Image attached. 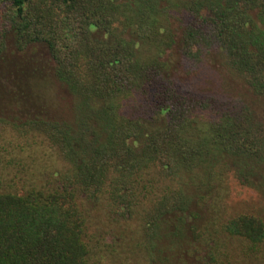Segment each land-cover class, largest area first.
I'll return each mask as SVG.
<instances>
[{"label": "trees", "instance_id": "16d2710c", "mask_svg": "<svg viewBox=\"0 0 264 264\" xmlns=\"http://www.w3.org/2000/svg\"><path fill=\"white\" fill-rule=\"evenodd\" d=\"M8 36L17 50L46 47L69 116L13 125L22 141L0 145V264H97L95 204L136 222L126 244L138 264L186 252L264 264V218L227 215L218 200L227 175L264 197V125L239 97L195 90L165 63L173 51L191 73L212 55L264 95V0H0V55ZM35 134L52 172L24 153ZM6 169L20 175L14 191Z\"/></svg>", "mask_w": 264, "mask_h": 264}, {"label": "rangeland", "instance_id": "374dc122", "mask_svg": "<svg viewBox=\"0 0 264 264\" xmlns=\"http://www.w3.org/2000/svg\"><path fill=\"white\" fill-rule=\"evenodd\" d=\"M5 45V50L0 55V145L2 146L5 143L15 144L22 141L21 137L15 135L17 134L15 131L10 130L13 125L15 127L26 120L36 118L61 120L69 116L67 111L69 99L52 77L51 61L46 47L41 43H34L17 50L10 36L7 37ZM177 60L173 51L167 55L165 63L169 74L195 90L210 88L215 92L239 97L264 125V95L252 94L239 78L222 71L212 55L204 57L203 66H199L191 73L187 72L186 68H181ZM28 138L34 145L25 148L24 153L30 150V154L42 156L46 165L50 166L49 172H52L56 159L54 153L44 144L40 135L35 134L32 138L30 136ZM5 173L7 174H4L2 179L4 185H13L11 188L13 191L19 188L17 184L14 185L19 174L13 182H10L16 169H6ZM221 188V196L218 199L221 203L220 211L225 210L227 215L249 212L264 218L263 196L239 185L230 175L223 179ZM89 212L86 236L92 251L97 254L94 256L97 264H138L136 251H131L130 245L126 244L129 243V238L135 240L138 237L136 222L132 220L124 223L114 218L104 204H95L93 208H89ZM199 212L202 214L204 209L201 208ZM198 260L196 255L186 252L178 264H200Z\"/></svg>", "mask_w": 264, "mask_h": 264}]
</instances>
